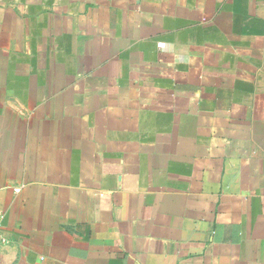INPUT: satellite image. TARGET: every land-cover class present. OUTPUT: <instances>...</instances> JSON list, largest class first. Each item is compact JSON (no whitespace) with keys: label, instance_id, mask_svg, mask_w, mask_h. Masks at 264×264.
<instances>
[{"label":"crops","instance_id":"crops-1","mask_svg":"<svg viewBox=\"0 0 264 264\" xmlns=\"http://www.w3.org/2000/svg\"><path fill=\"white\" fill-rule=\"evenodd\" d=\"M0 212V264H264V0H0Z\"/></svg>","mask_w":264,"mask_h":264},{"label":"built area","instance_id":"built-area-1","mask_svg":"<svg viewBox=\"0 0 264 264\" xmlns=\"http://www.w3.org/2000/svg\"><path fill=\"white\" fill-rule=\"evenodd\" d=\"M15 191H16V192H19L20 189H16ZM2 227H3V214H2V212H0V244L8 245L10 242H9V240L4 236Z\"/></svg>","mask_w":264,"mask_h":264}]
</instances>
